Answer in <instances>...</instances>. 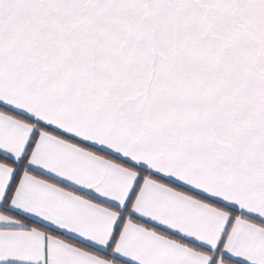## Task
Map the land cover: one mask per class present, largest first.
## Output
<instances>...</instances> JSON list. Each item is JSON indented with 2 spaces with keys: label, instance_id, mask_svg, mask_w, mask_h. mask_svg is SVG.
Here are the masks:
<instances>
[{
  "label": "snow or ice",
  "instance_id": "obj_1",
  "mask_svg": "<svg viewBox=\"0 0 264 264\" xmlns=\"http://www.w3.org/2000/svg\"><path fill=\"white\" fill-rule=\"evenodd\" d=\"M0 264H264V0H0Z\"/></svg>",
  "mask_w": 264,
  "mask_h": 264
}]
</instances>
